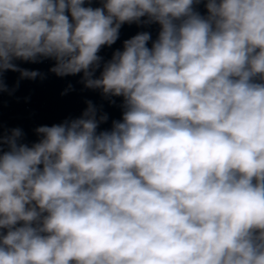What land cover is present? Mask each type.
I'll use <instances>...</instances> for the list:
<instances>
[{
	"label": "clouds",
	"instance_id": "obj_1",
	"mask_svg": "<svg viewBox=\"0 0 264 264\" xmlns=\"http://www.w3.org/2000/svg\"><path fill=\"white\" fill-rule=\"evenodd\" d=\"M98 2L0 0V94L52 60L122 98L102 131L92 101L30 145L0 128V264H264V0ZM133 23L156 38L105 61Z\"/></svg>",
	"mask_w": 264,
	"mask_h": 264
}]
</instances>
